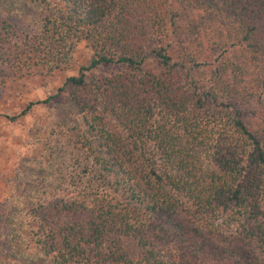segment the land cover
<instances>
[{
  "label": "trees",
  "instance_id": "obj_1",
  "mask_svg": "<svg viewBox=\"0 0 264 264\" xmlns=\"http://www.w3.org/2000/svg\"><path fill=\"white\" fill-rule=\"evenodd\" d=\"M14 1L0 88L93 52L21 113L67 87L70 154L23 218L49 263L264 264V0Z\"/></svg>",
  "mask_w": 264,
  "mask_h": 264
},
{
  "label": "rangeland",
  "instance_id": "obj_2",
  "mask_svg": "<svg viewBox=\"0 0 264 264\" xmlns=\"http://www.w3.org/2000/svg\"><path fill=\"white\" fill-rule=\"evenodd\" d=\"M11 8L19 25L30 22L21 18L20 3L4 0L0 9ZM93 52L87 42L77 44L70 69L48 78H18L0 88V264H50L33 245L23 218L41 192L54 188L58 175L69 156L71 100L67 90L47 103H38L29 112L22 111L30 102L44 100L65 85L66 79L78 75L91 62ZM147 67L161 70L153 58ZM113 66L103 65L92 73H109ZM13 116H17L13 119ZM62 174V172H61Z\"/></svg>",
  "mask_w": 264,
  "mask_h": 264
}]
</instances>
